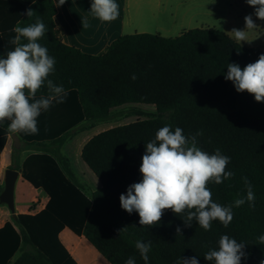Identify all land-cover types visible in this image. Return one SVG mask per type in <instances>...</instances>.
<instances>
[{"label":"trees","instance_id":"trees-1","mask_svg":"<svg viewBox=\"0 0 264 264\" xmlns=\"http://www.w3.org/2000/svg\"><path fill=\"white\" fill-rule=\"evenodd\" d=\"M29 8L31 17L26 15ZM55 12L53 0H0L1 55L18 46H11L17 35L14 27L29 26L39 18L48 30L38 43L56 61L48 79L67 92L63 103L54 101L41 112L37 134L16 133L35 152L20 164L16 159L14 167L21 168V178L41 189L48 201L37 214L17 215L0 228V264H76L58 241L62 228L83 235L110 264H124L130 256L136 264H145L135 247L137 240L151 242L148 264H176L180 257L214 264L204 255L218 250L222 235L245 244L241 264H260L264 259V244L258 241L264 234V103L247 92L238 93L225 75L229 63L243 68L264 50L242 46L214 29H192L175 38L146 33L120 36L103 53L91 56L61 42ZM5 41L11 44L5 46ZM27 42L21 38L19 43ZM48 95L45 82L35 98ZM128 104L151 105L156 114L101 131L85 142L80 158L100 184L88 197L60 148L80 124L92 128L107 122L113 118L112 109ZM165 125L173 131L181 128L189 138L202 133L196 136L202 151L211 155L219 149L230 158L225 170L234 175L221 184H207L214 202L232 206L228 227L214 220L211 230L205 231L195 219L185 227L186 217L171 209L164 210L158 225L141 226L137 212L129 214L121 208L120 195L142 179L145 144ZM8 134L6 121L0 126V152ZM245 177L255 200L252 206L245 199L235 207L236 199L247 196ZM177 227L182 235L176 234ZM20 246L29 248L11 262Z\"/></svg>","mask_w":264,"mask_h":264},{"label":"clouds","instance_id":"clouds-1","mask_svg":"<svg viewBox=\"0 0 264 264\" xmlns=\"http://www.w3.org/2000/svg\"><path fill=\"white\" fill-rule=\"evenodd\" d=\"M66 0H58L56 7L64 5ZM253 7L254 15L264 20V0H246ZM101 21H112L119 15L116 0H92L91 10ZM26 15L31 17L33 10L29 8ZM245 30L233 28L231 33L238 41H246V30L257 27L252 14L244 17ZM47 26L37 18L35 23L20 27L13 31L17 34L12 40L18 46L8 52L7 58L0 59V126L7 121L8 130L15 134L25 132L35 135L39 129L37 118L42 111H47L53 102L63 103L67 92L62 85H56L48 76L55 71V58L48 54V49L38 41L47 32ZM21 38L26 44H20ZM225 79L231 81L238 93L247 92L254 96L256 102L264 103V54L257 61L243 68L238 63L227 65ZM132 79H136L133 75ZM47 84L50 95L36 99L37 91ZM25 89L28 90L27 95ZM32 99L33 102H30ZM191 138L183 134V130L171 125L160 128L155 139L145 144L140 173L142 179L128 186L126 194L119 197L120 206L129 214L138 213L141 226H156L161 221L164 210L171 209L174 214L185 216V227H191L195 219L205 231L211 230L212 221L219 220L224 227L233 220L232 206H222L212 200V193L207 187L211 181L221 184L234 175L226 171L230 158L216 149L214 154L202 151L197 146L196 136ZM247 187L246 198L236 199L235 207L255 200L251 183L243 178ZM194 209V210H193ZM126 227L119 229L118 233ZM176 234L181 228H176ZM259 244H264V234L258 237ZM145 264H148V253L151 242H135ZM245 244L237 242L228 235L219 239V247L208 251L204 258L214 264H241L246 258ZM124 264H136L134 257H129ZM176 264H199L196 257L178 258ZM264 264V259L260 261Z\"/></svg>","mask_w":264,"mask_h":264},{"label":"crops","instance_id":"crops-1","mask_svg":"<svg viewBox=\"0 0 264 264\" xmlns=\"http://www.w3.org/2000/svg\"><path fill=\"white\" fill-rule=\"evenodd\" d=\"M53 2L56 10L53 21L61 42L91 56L103 53L113 41L124 35L152 33L164 38H175L188 29L185 25L190 22L189 8H185L187 5L183 0H116L119 5V15L112 21H101L90 12L92 0H66L65 4L60 7H56L58 0H53ZM256 20L259 32L258 45L263 47L264 20L258 18ZM3 44L8 46L11 42L5 41ZM262 47L259 49L264 50ZM5 54L1 55L0 53V57H7ZM115 110L118 109H112V113ZM81 125L72 131L77 130ZM94 127L84 128V130L87 132ZM13 135L16 136V133L8 134L0 152V193L4 186L5 171L21 169L14 167L16 161L18 160V164H20L27 156L35 152L20 141L17 136L20 146L15 148ZM14 149L17 152H14ZM22 152L27 154L21 158ZM69 167L74 179L86 196L90 197L99 189L98 180L87 166L83 167L81 164V169L78 172L74 169L75 165L73 168L71 165ZM47 201L48 198L44 192L24 181L19 173L14 187V212L11 213L5 205H0V228L7 222H13V217L17 215L37 214L45 208ZM57 238L76 264H110L81 234L77 235L68 228H62L58 232ZM25 248L29 247L20 246L11 262H14L22 253V249Z\"/></svg>","mask_w":264,"mask_h":264},{"label":"rangeland","instance_id":"rangeland-1","mask_svg":"<svg viewBox=\"0 0 264 264\" xmlns=\"http://www.w3.org/2000/svg\"><path fill=\"white\" fill-rule=\"evenodd\" d=\"M189 8V24L185 25L186 31L192 29H214L223 32L236 40L229 33L233 28L245 30L244 17L252 14L253 20L257 25L254 29L246 30V41H238L245 47H262L258 45V23L257 17L254 15L253 7L246 3V0H183ZM152 34V33H151ZM264 48V46L262 47ZM113 112V118L107 122L98 123L91 130H84L79 127L72 131L66 138L64 144L60 148L61 155L69 161V165L78 172L81 164L86 167L79 156V151L83 144L98 132L107 130L112 127L128 124L138 119H144L156 114L155 108L144 104H128L117 108ZM31 150H33L31 148ZM27 153H21V158Z\"/></svg>","mask_w":264,"mask_h":264},{"label":"water","instance_id":"water-1","mask_svg":"<svg viewBox=\"0 0 264 264\" xmlns=\"http://www.w3.org/2000/svg\"><path fill=\"white\" fill-rule=\"evenodd\" d=\"M15 141V148H19L20 144L15 135L12 136ZM21 169H7L4 173V186L0 193V204L5 205L8 210L14 212V187Z\"/></svg>","mask_w":264,"mask_h":264}]
</instances>
